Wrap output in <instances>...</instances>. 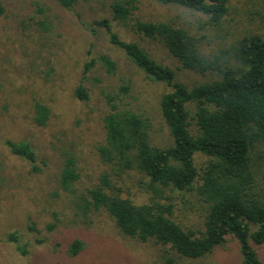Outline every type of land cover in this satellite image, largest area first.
<instances>
[{"label": "trees", "instance_id": "trees-1", "mask_svg": "<svg viewBox=\"0 0 264 264\" xmlns=\"http://www.w3.org/2000/svg\"><path fill=\"white\" fill-rule=\"evenodd\" d=\"M49 1L73 13L90 36L97 38L98 31H103L109 44L148 83L163 87L157 96L155 117L123 102L132 97L128 80L118 79L114 93L104 95V140L96 151L108 170L79 196L73 194L80 177L75 159H64L59 170V187L74 196L75 208L83 213L103 210L123 236L153 242L182 258L201 259L231 238L237 243L240 264H264L256 250L264 245V189L260 186V178H264V0H244L239 7L232 5V0H156L178 14L159 21L135 17V0L109 4L113 20L129 24L140 39L159 45L179 69L211 77L191 86L178 81L173 69L157 62L138 43L120 39L108 19L90 23L82 19L75 11L79 0ZM35 6L39 14L44 13L39 3ZM3 14L0 1V17ZM183 17H195L196 21L186 22ZM195 25L220 43L216 54L205 52L201 45L205 34L196 38L192 33ZM38 26L52 29L49 21H40ZM98 63L107 75H116V64L110 58L101 56ZM96 64L89 60L83 76ZM75 97L89 99L81 85ZM32 111L33 123L44 127L49 109L35 102ZM156 118L167 130L169 145L154 143ZM192 126L195 132H191ZM4 145L11 155L36 163L28 142L5 141ZM198 154L205 157L200 167L195 163ZM130 173L143 179L139 186L147 196L145 203L123 197L122 189L113 184V177ZM181 211L183 218L196 215L199 222L195 227L176 217ZM34 230L29 226V231ZM7 241L15 243L20 256L28 254L16 234H10ZM83 248L74 240L67 253L76 257ZM164 263L173 261L166 258Z\"/></svg>", "mask_w": 264, "mask_h": 264}, {"label": "rangeland", "instance_id": "rangeland-1", "mask_svg": "<svg viewBox=\"0 0 264 264\" xmlns=\"http://www.w3.org/2000/svg\"><path fill=\"white\" fill-rule=\"evenodd\" d=\"M0 1L4 7L0 17V264H165L166 258L172 264H240L237 243L231 238L201 259H186L153 242L141 243L123 236L103 210L83 213L75 208L74 196L59 187V170L64 159H75L80 176L73 186L76 196L94 187L99 175L108 170L101 165L96 151L104 140L101 123L107 112L104 95L114 93L120 79L128 80L132 97L123 102L155 117L157 96L163 87L148 83L109 44L103 31H98L97 38L90 36L73 13L49 0ZM112 1L79 0L75 11L89 23L108 19L120 39L141 45L157 62L173 69L181 83L191 86L211 79L209 75L179 69V64L159 45L140 39L131 32L129 24L113 20L108 11ZM135 1L134 16L144 20L173 19L178 15L156 0ZM243 2L232 0L231 4L239 7ZM35 3L45 9L43 14L36 11ZM194 18L184 19L193 22ZM40 21L51 22L52 29H41ZM192 30L199 39L205 34L201 39L205 52L217 53L220 43L209 32L198 31L196 25ZM101 56L116 64V75L105 73L98 63ZM89 60L97 64L83 76ZM79 85L86 90L88 101L75 97ZM35 102L49 109L44 127L33 123ZM153 126L154 143L169 145L167 130L157 118ZM191 132H195L193 126ZM5 141L28 142L36 163L11 155ZM203 162L204 156H195L197 167ZM139 181L143 179L136 173L112 178L113 184L122 189L123 197L129 196L136 204H142L147 196ZM260 181L264 189V178ZM181 213L176 212V217L187 226L195 227L199 222L193 213L186 218ZM29 226L35 230L29 231ZM254 229L252 226L251 231ZM10 234H16L20 244L27 246L26 256H20L15 243L7 241ZM74 240L80 241L84 248L78 256L71 257L67 247ZM256 250L264 263V245Z\"/></svg>", "mask_w": 264, "mask_h": 264}]
</instances>
